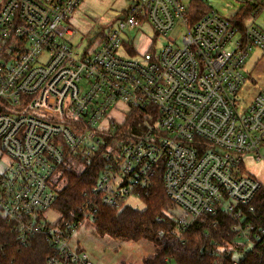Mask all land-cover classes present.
<instances>
[{"label": "built area", "instance_id": "2783aa9c", "mask_svg": "<svg viewBox=\"0 0 264 264\" xmlns=\"http://www.w3.org/2000/svg\"><path fill=\"white\" fill-rule=\"evenodd\" d=\"M81 1L0 0V217L21 245L42 237L51 249L43 264H94L71 246L80 226L96 222L99 204L120 209L139 198L162 172L180 212L179 237L203 216L227 214L239 233L226 253L239 264L236 254L244 258L264 240V223L253 238L244 223L264 184L243 166L252 154L264 162V89L246 109L236 98L251 53H264V31L254 15L241 33L215 9L191 24L183 0H136L84 48L68 26ZM146 28L150 47L135 54L126 35ZM136 109H149L145 131L106 156L95 201L81 217L47 222L55 172L78 151L92 161Z\"/></svg>", "mask_w": 264, "mask_h": 264}, {"label": "trees", "instance_id": "16d2710c", "mask_svg": "<svg viewBox=\"0 0 264 264\" xmlns=\"http://www.w3.org/2000/svg\"><path fill=\"white\" fill-rule=\"evenodd\" d=\"M211 9L202 0H193L188 7L191 24ZM259 9H264V1L260 4L257 0L247 1L229 20L243 33L246 21ZM148 110H134L123 125L108 134V147L100 149L92 161L87 162L78 151L74 167H63L66 186L57 191L52 205L61 218L81 217L80 208L88 200L95 201L92 191L109 166L106 156L120 153L125 144L145 131L143 123ZM162 175L160 172L148 186L139 190L138 197L145 205L144 210L129 206L120 209L95 206L98 210L93 224L95 231L114 240L159 242L161 247L156 255L144 264H233L232 256H226L225 249L236 244L239 231L234 230L235 221L222 212L203 216L180 238L173 213L175 206L165 192ZM255 206V214L244 222L251 224L249 235L252 238L264 223L263 192L257 197ZM50 253L51 249L42 237H34L28 244L21 245L12 225L0 217V264H43ZM239 264H264V240L256 241L252 251Z\"/></svg>", "mask_w": 264, "mask_h": 264}, {"label": "rangeland", "instance_id": "374dc122", "mask_svg": "<svg viewBox=\"0 0 264 264\" xmlns=\"http://www.w3.org/2000/svg\"><path fill=\"white\" fill-rule=\"evenodd\" d=\"M134 1L136 0H82L79 8L68 21V26L76 32L73 44L77 45L83 41L84 48L96 44L102 34L111 30L118 22V18L127 13L128 7ZM192 1L183 0L187 7L191 6ZM247 1L250 0H202L206 7L215 9L230 19ZM263 20L264 15L256 20L257 25L262 28H264ZM129 36L130 34L126 35L127 39ZM152 36V32L147 28L136 33V41L133 44L135 54H142L149 49ZM169 39L173 40L172 37ZM166 42L161 38L157 41V47ZM244 72L247 81L236 98L239 107L246 109L264 89V53L254 50L246 63ZM262 152L264 154V148ZM75 164L76 160L73 157H68L63 167H74ZM243 166L246 175L264 184V162L257 160L255 154L247 156ZM63 167L58 169L50 180V186L57 191L66 186V181L62 176ZM126 206L136 210L145 209L144 203L137 197L129 198ZM173 213L179 214V209L175 207ZM59 218H61V214L53 208L46 212V221L49 223L56 222ZM71 246L86 253L94 264H144L147 259L156 255L161 244L149 240L139 242L114 240L109 236L99 235L93 224L85 223L80 226L73 237ZM225 254L232 256L231 253ZM234 258L240 259V262L244 259L242 255L237 254Z\"/></svg>", "mask_w": 264, "mask_h": 264}, {"label": "crops", "instance_id": "0c3cea01", "mask_svg": "<svg viewBox=\"0 0 264 264\" xmlns=\"http://www.w3.org/2000/svg\"><path fill=\"white\" fill-rule=\"evenodd\" d=\"M253 1V0H252ZM256 0H254V2H255ZM258 1V4H260L261 2H263L264 0H257ZM252 15H254V20H253V23H254V25L257 27V28H259V29H261L262 31H264V28H262V27H260L259 25H257V22H256V20L258 19V17H260V16H262V15H264V9H259V10H256ZM264 21V20H263ZM129 39H130V41L132 42L131 43V45L133 46V44H134V42L136 41V34H130V36H129ZM128 39V40H129Z\"/></svg>", "mask_w": 264, "mask_h": 264}, {"label": "water", "instance_id": "95a60500", "mask_svg": "<svg viewBox=\"0 0 264 264\" xmlns=\"http://www.w3.org/2000/svg\"><path fill=\"white\" fill-rule=\"evenodd\" d=\"M124 19V16H121L118 18V20H123Z\"/></svg>", "mask_w": 264, "mask_h": 264}]
</instances>
